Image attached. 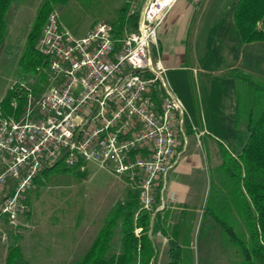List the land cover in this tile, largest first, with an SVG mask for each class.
Wrapping results in <instances>:
<instances>
[{"label":"built area","instance_id":"1","mask_svg":"<svg viewBox=\"0 0 264 264\" xmlns=\"http://www.w3.org/2000/svg\"><path fill=\"white\" fill-rule=\"evenodd\" d=\"M178 1L147 0L135 29L117 32L97 21L81 37L56 11L47 14L34 46L47 65L42 88L34 94L25 82L12 84L24 98L19 117L5 115L0 100V227L21 225L33 179L57 163L80 172L98 164L138 190L141 209L152 210L189 119L158 53V30Z\"/></svg>","mask_w":264,"mask_h":264},{"label":"trees","instance_id":"2","mask_svg":"<svg viewBox=\"0 0 264 264\" xmlns=\"http://www.w3.org/2000/svg\"><path fill=\"white\" fill-rule=\"evenodd\" d=\"M11 4L12 0H0V48L7 36V15ZM52 7L50 0L42 4L36 21L40 28L29 33L21 57V69L25 72L22 79L32 77L25 83L34 94L39 92L48 74L46 60L34 46ZM128 12L129 0L119 8L116 19L108 23L117 32L128 23H132L135 29L138 13L128 15ZM233 23L242 43L264 41V0H238ZM229 76L237 83L234 123L244 126L248 137L237 156L220 147L221 161L215 166L217 176L213 187H210L196 233L197 245L207 238L209 232L219 230L223 238L222 248L231 256L232 264H264V82L239 69H232ZM18 94L10 88L1 100L5 115L19 117L22 113L24 98L22 93ZM14 98L18 100L17 109L11 107ZM185 128H191L188 119L185 120ZM60 165L63 164L57 163L41 171L32 185L41 184L42 179H46ZM63 169L74 170L65 166ZM138 206V190L134 189L128 193L126 200L113 205L90 247L71 264H157V251L150 232L151 214L143 209L137 212ZM238 218L244 229L235 225ZM207 221L211 225L204 233L203 225L205 222L208 225ZM136 228H140L138 235ZM161 231L168 234L166 264H192V223L177 222L167 229L161 228ZM4 264H31L19 245V234L13 231L10 232Z\"/></svg>","mask_w":264,"mask_h":264},{"label":"rangeland","instance_id":"3","mask_svg":"<svg viewBox=\"0 0 264 264\" xmlns=\"http://www.w3.org/2000/svg\"><path fill=\"white\" fill-rule=\"evenodd\" d=\"M45 0H12L8 11L9 25L7 36L0 48V100L3 99L12 84L20 80L27 82L32 79L25 76L21 69V57L26 49V42L29 33L40 28L37 21L38 11ZM128 0H68L67 2H57L50 0L56 11L61 24L74 36L81 37L88 30L94 19L96 21L112 22L118 15L119 8ZM133 0H129V8L133 7ZM200 4V3H199ZM137 0H135V8ZM218 25V24H217ZM208 49L216 44L215 48L220 50L230 49L231 41L222 29L213 27L206 33ZM37 41V40H36ZM36 43V42H35ZM209 52L207 58L214 59V53ZM243 55L245 62H249L252 68V75L257 81L264 82V50L251 52L246 49ZM199 79L222 78L220 75H201ZM232 78V77H231ZM235 80V78H232ZM196 79H189L193 86L190 96L187 97L185 86L177 90L181 94L179 97L186 108V103L190 102L198 108V87ZM44 83V82H43ZM41 84L40 89L43 86ZM216 87V86H215ZM40 91V90H39ZM189 91V88H188ZM213 92L212 100L218 97ZM187 97V98H186ZM196 109V108H195ZM187 110V108H186ZM188 113L192 115L190 109ZM221 119V117H218ZM220 139L225 144V148L231 152H237L239 146L244 145L248 132L244 126L236 129L232 134H220ZM233 138V142L230 139ZM242 140V142H241ZM217 144V143H216ZM218 146V147H217ZM216 148L220 151V144ZM64 166L51 171L46 179H42L41 184H33L27 192V201L30 205V212L20 218L21 225L13 228L9 224L0 227V264H4L7 247L10 240V232L19 234V245L22 248L24 257L31 264H71L79 255H82L91 245L97 232L101 228L104 219L109 215L113 205L121 201V197L127 195V185L119 179L113 172L101 168L98 164L88 163L86 170L81 173L79 170H65ZM66 168V167H65ZM112 168V167H111ZM217 176L215 167L203 169L204 198L207 200L210 187ZM200 218L192 224L191 248L193 255L192 264H232V259L222 248V233L219 230L209 232L206 239L197 245L196 233ZM207 223H210L207 221ZM200 224V223H199ZM237 228H243L241 219L235 222ZM208 225H203L204 233L207 232ZM89 237H91L89 239ZM93 237V238H92ZM84 238L75 249L77 253H70L74 250V245H69V241H76ZM78 256V257H77ZM158 264H164L163 254H161Z\"/></svg>","mask_w":264,"mask_h":264},{"label":"crops","instance_id":"4","mask_svg":"<svg viewBox=\"0 0 264 264\" xmlns=\"http://www.w3.org/2000/svg\"><path fill=\"white\" fill-rule=\"evenodd\" d=\"M237 1L202 0L200 4H194L192 0H179L169 10L158 30V53L167 68V77L171 86L179 96L181 94L177 89L185 86L184 93L187 92L186 95L189 97L191 88L193 90L189 79L197 78L195 85L198 87L197 92L200 96L198 108L192 105L190 98L186 103L187 113L188 109L192 113V115L188 113L191 128H184V132L179 135L176 164L154 190L155 202L149 213L151 214V237L157 251L156 263L161 254H163L164 264L168 259V234L163 233L161 228L167 229L181 221L193 224L196 218H200L199 223L201 222L207 201L204 198L203 169L220 164L221 154L216 146L220 144L225 148L220 134H232L237 128L242 127L234 123L237 83L229 76V72L232 69H239L251 74V65L248 61L245 62L242 56L245 55L247 48L251 52L264 50V41L252 43L240 41L233 23V12ZM131 2H134L132 6L135 12L140 13L147 0H137L136 8L135 0ZM96 20L92 21L86 33ZM124 27L129 30L134 28L132 23L125 24ZM213 27L222 29L232 44L230 49L223 50L215 48L216 44H212L215 55L214 59H211L207 58L212 51L208 49L205 34ZM199 74L220 75L222 78L200 80ZM213 92L218 97L214 98V101L211 98ZM233 140L231 138L230 142L232 143ZM243 146H239L237 152L230 153L237 156ZM117 177L127 185V195L120 198L124 201L128 193L134 189L123 177ZM138 204L137 212L141 210L139 199ZM210 225L211 222L208 223V226ZM81 241L84 243L86 239L69 241L70 246L74 245V250L71 252L70 249V253L73 255L77 253L75 247Z\"/></svg>","mask_w":264,"mask_h":264}]
</instances>
